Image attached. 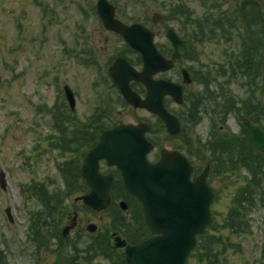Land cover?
Instances as JSON below:
<instances>
[{
  "label": "rangeland",
  "instance_id": "1",
  "mask_svg": "<svg viewBox=\"0 0 264 264\" xmlns=\"http://www.w3.org/2000/svg\"><path fill=\"white\" fill-rule=\"evenodd\" d=\"M94 1L96 0H0V171H4L6 177V188L0 187V264H87V262L121 264L115 263V258L112 262L110 258L95 252L94 249L89 260L85 259L90 253L89 244L94 240L93 235L86 229V224L94 222L99 227L104 226L105 222H109L110 218L107 216L111 215V211L96 214L85 211L81 203L73 201L78 195L77 188L75 193L65 198L67 210L61 219V225L52 224L50 227L51 234H60L62 226L68 222V213L72 210H76L78 218L82 219V225L70 231L69 238L64 241L60 252L56 251V255L45 251L36 253L34 244L32 245L26 238L29 212L42 209L36 196L31 192V186L39 184L38 190L44 187L52 191L58 185L60 190L66 191L58 172V167L61 166L58 164L69 167L68 150L78 149L73 143L82 146L84 144V147L79 145L82 154L88 146L85 144L90 138V129L95 128L90 121L77 119L75 114L68 113L62 100L64 96L61 92H56L55 86L57 84L62 90L64 83L75 90L78 74V79L82 77L86 82L89 81L91 73L79 65L75 59L76 54H72L69 44L73 42L82 12H86V15L91 13L89 15L93 16L90 6ZM113 1L118 7V15L127 21H148L154 11L161 12L164 19L158 23L157 41L164 51H169V43L164 37L166 27L174 28L179 34L189 36V39L194 33L201 38L200 32L191 31L198 27L195 21L197 19L205 21L204 33L208 32V28L212 27L213 22L221 18L222 14L224 21L230 23L233 17L229 13L234 12L237 0ZM178 5L184 6L182 14L175 13ZM184 12L187 14L184 15ZM208 17L209 19L206 20ZM240 20V17H237V23L227 26L235 30L239 27ZM89 26L93 27L94 24L90 22ZM240 26L244 28L243 25ZM232 35L230 40L222 34L218 39L205 36L198 42L195 38L194 44H191L193 55L188 52V56L194 57L197 60L195 64L199 67H204L208 77L213 81L211 88L223 83V86L218 87L223 89L222 96L214 98L213 101L207 100V104L201 107L200 113L197 116L192 115L194 94L201 89L197 83H194L191 87L193 97H186L183 110L170 105V108L179 110V114L180 112L185 114L187 111L185 114L187 115L190 112L188 119H185L186 116L181 119L180 135L169 137L165 136L163 131L161 133L166 139L162 140L160 145L181 150L197 164L198 161L192 154V150L197 146L205 144L210 146L213 143L216 149L233 145L229 141L232 137L237 140H247L236 114H230L222 119L214 110L218 101L222 103L223 99H226L230 105L239 106L240 99H245V93H249L247 91L249 86L242 85L239 76L236 80L234 78L229 80V77L216 75V71L221 68L226 69L227 66L232 68L231 61L240 54L241 45L238 36L234 39L236 33L233 32ZM61 44L66 49H63V53ZM262 48L264 44L260 46V49ZM190 50L188 48L186 51ZM58 59H60L59 63H57ZM236 72L239 75L241 71L237 68ZM171 74L175 75V72ZM83 90L85 87L81 88V91ZM86 91H88L87 85ZM235 98L236 100H231ZM257 100L263 103L260 107L264 109V96L258 94ZM81 108L86 110L84 102L81 103ZM61 112H66V118L61 116ZM262 116L260 120L264 126V113ZM59 118L63 124L55 126ZM145 119L153 121L147 115ZM60 135L64 136L60 148H65L66 152L51 146ZM199 167L201 168L202 164ZM76 169L72 165V173L68 174L70 187L75 186ZM232 173L234 171L227 173L226 177L229 176V179L225 181L226 183L222 181L225 177H220L222 176L220 173H212L209 180L216 194L210 206L213 219L211 227H218L221 236L230 239L232 246L224 249L220 244L216 249L213 245L206 244L208 248L194 250L187 264H206L205 260L213 262L210 255L215 253L210 252L209 247L211 250L216 249L215 252L224 249L219 255L222 258L221 264H264V208L258 206L252 208L246 202L241 204V207L238 206L240 225L248 227L239 236H234L231 232L232 228L227 225V213L234 207V198L245 186L243 178L245 172L238 170L234 175H231ZM132 206L138 207L135 202ZM6 208H9L12 220H8L4 211ZM37 214L40 217V212ZM115 215L113 218L118 219L110 224L109 229L98 238L99 240L106 237L111 242L110 232L116 230L115 225L124 223V212L117 211ZM235 223L237 225V222ZM134 228L128 227L127 230L132 232ZM209 234L217 235V229L213 228ZM75 240L77 250L72 247ZM53 243L57 244L56 241ZM58 246L57 244L55 247ZM113 254L118 256L119 251L113 250ZM59 256L62 259H59Z\"/></svg>",
  "mask_w": 264,
  "mask_h": 264
},
{
  "label": "water",
  "instance_id": "2",
  "mask_svg": "<svg viewBox=\"0 0 264 264\" xmlns=\"http://www.w3.org/2000/svg\"><path fill=\"white\" fill-rule=\"evenodd\" d=\"M97 10L106 28L120 33L124 39L143 56V70L124 78V96L134 106H144L159 114L171 134L178 132V123L174 116L162 106V97L170 94L177 102H181L180 86L166 80H152V73L164 70L179 60L182 40L171 29L166 36L173 42L174 50L171 58L160 55L152 44V32L140 24L126 26L114 18V7L106 0H98ZM162 18L153 13L152 21ZM133 78L143 82L147 87V95L141 100L133 94L128 80ZM188 81V74L184 76ZM67 98L74 106L72 92L65 86ZM245 126L254 145L264 151V130L256 122L244 120ZM147 124L119 125L105 130L98 144L85 156L81 173L90 186L88 194L80 197L94 209H101L108 204V189L112 181L111 175L98 173V160L104 158L108 165H116L123 176L126 189L142 203L145 221L152 233L149 237L133 246H127L124 262L126 264H184L188 252L195 246L196 235L202 233L210 219L209 204L213 192L206 185V166L203 172L189 181L191 170L188 162L180 153L161 149V158L156 163L146 159L151 144L143 134ZM198 158H203L199 149L195 150ZM0 185L4 188L6 180L0 172ZM9 215V211L7 209ZM66 227L64 233L67 232ZM93 229L94 227H89ZM116 245H124V241L116 237Z\"/></svg>",
  "mask_w": 264,
  "mask_h": 264
},
{
  "label": "flooded vegetation",
  "instance_id": "3",
  "mask_svg": "<svg viewBox=\"0 0 264 264\" xmlns=\"http://www.w3.org/2000/svg\"><path fill=\"white\" fill-rule=\"evenodd\" d=\"M81 19L84 20V23L78 25L77 31L74 34L73 42L69 45L72 54H76L75 59L78 61L79 65H81L85 70H88L91 75L88 82H86L82 77L78 79L79 74L77 75L78 82L74 87L75 90H73L76 103L73 115L75 114L77 119L90 121V123L95 126V128L90 129V135L95 136L96 142L99 139L100 133L107 128H111L118 124H138L140 122H147L150 125V129L146 133V136L155 145V150L156 145H159L162 141V131L166 136L164 124H162L158 115H155L144 108L134 107L126 102L124 93L120 88L124 87V75H129L128 69H131L132 72L141 71L143 66L142 55L137 50L129 46L119 34L108 31L104 28L98 16H86L81 17ZM119 19L124 21L126 24L132 23L127 22L122 18ZM87 21H91L94 26L86 27L85 24H87ZM146 24L148 28L154 31L153 41L157 50L164 56L169 57L172 50L171 43L168 41L170 50L164 51V49L161 48L159 41H157L156 33H158L157 28L159 24L155 25L150 22H146ZM192 35L193 36H191L190 39L189 36L182 37L184 42L180 52V62L175 63L173 68L170 70L164 72L157 71L152 75V78L155 80L165 79L180 84L183 89L184 102L187 96L191 98L193 97V90L191 87L194 83L199 85L201 82V86L203 88V83L208 80V73L204 70V67H199L198 64H195L197 63V60L192 56H188V52L192 54L193 48L191 44H194V40L196 38L195 33ZM196 42H198L197 38ZM61 47L63 53L64 47L62 44ZM188 48L191 50L186 51ZM183 68L188 71L189 77L191 78L190 82H183ZM172 72H175V75H172ZM81 84H85V86L79 87ZM86 85L88 87V91H86ZM128 86L141 99L146 97V86L142 82L130 79L128 81ZM82 87H85V90L81 91ZM197 96L198 94L195 92L192 100L193 102L196 100ZM62 100L64 106L68 107L67 102L63 97ZM82 102L85 103L86 110L81 108ZM163 102L166 108L177 116L180 125H182L181 119L185 118V116V119L189 118L190 112L187 115H185L187 111H185V114L184 112H180L179 114V110L170 108V105H173L178 109L183 110L184 103L176 104L170 96H164ZM129 109H132L135 112L130 111ZM146 115L150 119H153V121L151 122L149 119H145ZM95 143L92 146H94ZM150 158L152 160L156 158L154 151L150 154ZM99 166L101 173L110 172L114 175V178L118 174V170L115 167H108L104 160L99 162ZM117 192L119 193L118 189L112 192L114 197H116L115 193ZM120 195H124V199L119 198V200H124L126 208L122 209L119 202L114 204V197H112V203H110V205L113 206L111 209L113 212L117 213V211H120L122 213V211H124V227L126 228L124 236L114 230L110 232V235L112 238V233H118L125 239L126 244H134L135 242L150 236V233L139 237L135 230L132 232L127 230L128 227H143L141 209L138 207L134 208L132 206L135 201L131 196L126 194L125 191L123 193L121 192ZM115 205L117 207H115ZM81 224L82 223H80V225Z\"/></svg>",
  "mask_w": 264,
  "mask_h": 264
},
{
  "label": "trees",
  "instance_id": "4",
  "mask_svg": "<svg viewBox=\"0 0 264 264\" xmlns=\"http://www.w3.org/2000/svg\"><path fill=\"white\" fill-rule=\"evenodd\" d=\"M183 7L184 6L178 5L175 13L182 14ZM186 14L187 12H184V15ZM229 15L233 17V23L230 21L231 24H234L237 17H240V24L244 26L245 32L241 28H236L234 30L233 27H228L226 24L227 22L224 21L223 14L220 20H215L213 22V26L208 28V32H203V25L205 22L203 19H197L198 21H195L198 24L197 29L194 28L191 30L200 32L202 36H207L209 38L214 37L216 39L220 38V34H222L227 40H230V37L233 36V32L236 33L234 39L238 36L241 50L240 54L236 56V59L231 61L233 71L232 77H237L238 73L236 69L239 68L241 71L239 77L242 83L249 86L247 89L249 93H247L245 99L241 100L245 105L244 108L233 104L229 107V103L226 101L220 105L221 108H219L218 113L227 115L229 112H235L237 117L247 115L251 119H254L256 116L257 120L260 121L264 109H261L258 100L257 103L254 101V99H256V92L254 91L258 90L260 94L264 95V48L260 49V46L264 44V0H237L234 6V12L229 13ZM208 19L209 17L206 18V20ZM221 40L222 39H220V41ZM227 72L228 69H225L224 74ZM212 148L217 154L216 160H214V168L217 172H221L224 167L227 168L226 170L231 171L239 167L238 169L248 173L251 177L250 180H252L249 185L245 187L241 195L245 196V202L257 205V195H259V187L261 186V179L259 180V178L260 175L264 174V154L258 152L248 138L247 140H236L233 145L218 147L216 149L215 146L212 145ZM227 155H229L230 161H226V159L228 160ZM221 159L223 160L222 166L220 164ZM233 161L238 162H234L233 164ZM240 199L241 198H238V200ZM53 211L55 210L47 204V211L43 214L50 216ZM231 216H235V211H233ZM231 228L237 229L236 227ZM246 228L248 227H243L240 231ZM233 232L235 233L237 231L233 230ZM216 238L219 239L220 237ZM36 240L39 244H43L44 236L36 235Z\"/></svg>",
  "mask_w": 264,
  "mask_h": 264
}]
</instances>
